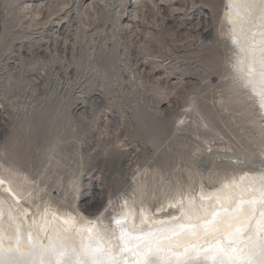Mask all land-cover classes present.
<instances>
[{
	"label": "rangeland",
	"instance_id": "374dc122",
	"mask_svg": "<svg viewBox=\"0 0 264 264\" xmlns=\"http://www.w3.org/2000/svg\"><path fill=\"white\" fill-rule=\"evenodd\" d=\"M75 1L0 0V176L26 206L168 212L239 175L218 152L264 160L225 0Z\"/></svg>",
	"mask_w": 264,
	"mask_h": 264
},
{
	"label": "bare ground",
	"instance_id": "6f19581e",
	"mask_svg": "<svg viewBox=\"0 0 264 264\" xmlns=\"http://www.w3.org/2000/svg\"><path fill=\"white\" fill-rule=\"evenodd\" d=\"M225 4L241 86L264 115V0ZM57 86L64 91L67 85ZM217 154L236 162L239 175L170 202L168 212L137 208L123 197L114 219L79 220L74 212L50 209L35 213L23 203L26 194L0 176V191L17 201L0 196V264H264V160L248 146Z\"/></svg>",
	"mask_w": 264,
	"mask_h": 264
},
{
	"label": "snow or ice",
	"instance_id": "6c2138e0",
	"mask_svg": "<svg viewBox=\"0 0 264 264\" xmlns=\"http://www.w3.org/2000/svg\"><path fill=\"white\" fill-rule=\"evenodd\" d=\"M115 223H116V224H119V223H120V221H118V220H117V221H115ZM120 239H121V240H123V239H124V234H123V232H122V234H121V237H120Z\"/></svg>",
	"mask_w": 264,
	"mask_h": 264
}]
</instances>
